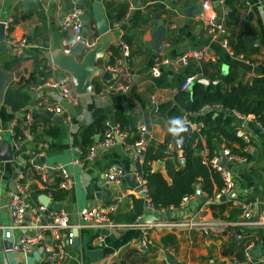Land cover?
<instances>
[{
  "label": "crops",
  "instance_id": "crops-1",
  "mask_svg": "<svg viewBox=\"0 0 264 264\" xmlns=\"http://www.w3.org/2000/svg\"><path fill=\"white\" fill-rule=\"evenodd\" d=\"M203 1H210L214 10V3H220L219 0H82L83 23L88 29V41L95 40L98 43L100 40L96 32L94 2L100 3L108 21L110 45L103 55H109L110 63L114 64L124 57L123 50L120 53L117 46L128 45L129 57L125 60L122 77L127 81L129 79L130 83L126 92L98 93L97 84L104 88L113 84L116 78L123 82L120 75L117 77L114 73H111V78L102 79L105 67L101 64L98 75L92 79L94 91L77 94L71 75L56 65H50L48 61L49 57L69 54L66 43L71 33L62 29V21L73 6L70 0H0V19H11L5 44L2 46L0 42V67H2L0 79L5 75H11V78L4 82V89L0 94V127L3 130L0 149L10 148L12 155L11 161L0 159V225L5 226L10 223L9 195L16 186L15 171L18 165L26 160L24 154L30 157L37 156L40 162L43 158L45 164L50 167L67 164L68 173L74 181L73 188L67 191L66 196L61 200H54L49 195L47 206L56 211L65 210L72 225L79 224L78 213L82 209L105 205L121 194L123 198L116 213L127 211L131 207L130 197H137L131 194L132 186L127 180V176L131 173V152L125 149L123 143L117 141L109 148L98 150L92 160L79 167L68 164L76 156L73 147H81L87 135L93 139V143L101 140L110 126L118 125L115 123V115L127 119L129 131L136 130L138 134L140 126H147V119L148 140L162 142L168 126L164 118L156 113L155 104L173 99L180 86L176 75L185 67L192 64L194 69L200 67L199 62H192L179 70L171 65L186 51L207 49L214 56L215 61L205 63L217 64L219 69L221 68L220 76L223 77L229 73L231 67L238 72L239 77L244 76L248 79L264 76L262 6L264 0H223V3H220V19L228 28L229 40L235 41L234 38L239 34L243 36L245 44L239 47L242 49L240 52L244 55L246 53L247 58L244 60L229 55L218 42L209 39L202 18L203 10L201 15H196L198 5ZM129 3L133 5L131 10H128ZM160 4L164 5L160 15L166 34L162 40V49L156 52L152 48V33L158 23L153 17L146 15L149 12H157ZM123 5L126 7V14L122 19L117 20V14ZM190 7H195V10L186 15L184 11ZM7 39L24 40L25 45L15 51ZM165 59L169 64L163 66L161 62ZM157 64L161 66V86H157L155 81L160 77H153L150 73V69ZM109 65L111 64L108 63L106 66ZM48 66L51 69H47ZM48 78H67L72 92L77 95L76 102L61 100L56 89L37 88ZM199 78L195 77L188 90L194 82H198ZM9 88L22 95L23 105L19 110H13L4 102L5 92ZM32 93L35 96L31 95ZM40 101L58 104L63 108L62 113L55 114L61 118L60 125L47 117L43 113L46 110L42 108L31 111L32 106ZM28 114L31 115L32 122H35L37 133L31 134L25 129L23 137L18 136L22 139L21 147L18 151H14L15 138L10 131L11 125L16 126L19 122L27 124L25 117ZM234 119L235 128L244 130L251 138L249 162L247 165L234 167L236 198L243 203L251 202L257 213H264V130H261L252 115H249L247 121L242 124ZM190 126L193 132L195 129L199 130L201 125ZM124 132L128 135V131L124 130ZM88 145L83 146L84 152ZM169 150L181 152L176 149L175 142ZM110 167H118L125 172V176L118 183H106L104 174ZM151 168L166 176L164 159L153 161ZM202 196L205 198L204 203L191 215L195 216L197 222L203 223L202 227L205 231L208 230L206 233L201 227H194L192 231L155 229L148 232L150 242L146 243L142 241V232L138 226L107 230L81 225L77 227V242L75 245L72 242L66 248L68 257L64 264H242L243 261L240 262L233 255H223V251L234 244L232 234L240 240L245 238L250 228L231 226L229 231H223L222 222L212 218V212L208 208V198L204 194ZM232 207L240 209L235 205ZM186 209H189V202L183 203L180 209L171 211ZM3 211L7 215V223L2 222ZM239 216L240 213L234 220H239ZM260 229L264 231V228L258 230ZM256 231L248 233L247 236L258 239L257 242L253 241V256L259 264H264V243L259 235L255 234ZM15 232L13 240L17 243L21 231ZM167 232H172L178 238L177 249L157 245ZM97 235L101 237L99 242L95 241ZM2 238L0 231V264H5ZM151 243L157 245L154 250L149 249ZM34 252H36L35 247H32L28 254L16 253L15 260L19 264H27L26 259L32 258ZM40 258L41 255L31 264H45Z\"/></svg>",
  "mask_w": 264,
  "mask_h": 264
},
{
  "label": "built area",
  "instance_id": "built-area-1",
  "mask_svg": "<svg viewBox=\"0 0 264 264\" xmlns=\"http://www.w3.org/2000/svg\"><path fill=\"white\" fill-rule=\"evenodd\" d=\"M72 3V8L68 13L65 14V17L62 21V29L70 31L71 36L66 43L68 48L67 52L73 47H75L82 39V33L84 28L83 23V14L84 11L81 7L82 0H70ZM222 4L223 0H219ZM219 3V4H220ZM203 10V21L206 28V34L211 41L218 42L220 46L227 50L229 55L235 56L237 59L244 60L246 59L243 54H235L234 50L229 44V33L228 28L225 25L224 21L220 19L214 10L212 3L210 1H203L201 3ZM263 13H264V4ZM133 5L129 3L128 10H131ZM0 23L4 25V35L7 37L8 28L11 23V19L4 20L0 19ZM11 47L15 51H18L22 46L25 45L24 40L14 41L7 39ZM97 41L86 40L85 49L88 51L91 49ZM168 44H166L167 46ZM123 59L118 62L106 66L104 70L109 71V73H114L117 77L120 75L123 82L116 78L115 82L106 87H101V90L98 92L100 94H108L113 92H126L129 88L130 80H125L122 77L124 67L126 65V58L129 57L128 46L123 44ZM215 61L214 56L210 54L207 49H190L186 51L181 57L175 60L171 65L179 70L181 67L187 66L192 62H210ZM168 60H163L161 65H168ZM161 66L159 64L154 65L150 69V73L153 77L161 76ZM195 80L194 76H188L184 83L181 85V89H188L193 81ZM53 88L58 91L61 100H66L69 103H75L77 95L72 92L71 84L67 78H48L37 86V88ZM157 107V103L155 104ZM42 108L46 111L52 112L54 114H60L63 112V108L58 104H50L47 101L37 102L32 109ZM218 108V107H217ZM231 115L236 118L241 124L246 122L248 116L241 115L238 112L231 111ZM25 121L29 124L32 121L30 114L26 115ZM186 123L192 125L191 122L186 121ZM258 125V123H257ZM14 124L11 125L10 131L12 134ZM196 130V129H195ZM147 129L145 126L139 127L140 139L135 142L133 145L126 144L125 139L128 136L126 132L121 131L118 125H112L110 128L104 132L102 139L97 143H94L87 147L86 152L82 150L81 147L74 146V156L68 164L76 165L83 167L85 162L92 160L95 154L100 149H106L114 145L117 141L125 145V149L131 152L132 155V166H131V176L134 180V186L130 189L131 194L145 198L147 201L146 212L147 213H164L169 210H158L154 209L148 203L147 197V188L145 186V180L141 176L139 171L138 163L142 162L141 153L145 150L146 140L144 139ZM3 130L0 127V141L2 139ZM236 135L242 140L244 146L241 150V153H232L229 149L223 148L218 155L213 156L209 160V165L213 168L220 176L222 181V186L218 192L213 196V198L208 199L209 203L212 202H226L231 205L240 207L241 214L239 220L236 221H224L218 218L216 220L221 221L222 227L225 231L227 227L237 226L243 228H250L252 233L254 230L259 228H264V213H257L253 208L251 202L243 203L236 198V196L229 197L232 192H235L236 181L234 175V167L247 165L249 162V154L251 150V138L242 129H237ZM22 139L20 137L13 139V148L14 151H18L21 147ZM139 149V153L135 150ZM183 159L180 158V161ZM223 160L225 163H223ZM15 171L16 175V186L15 189L9 195V204L8 212L10 216V223L3 226L0 225V231L2 232V237L6 239H14V232L19 230L21 234L18 237L17 243L13 240V250L15 253H24L28 254V251L32 247H35L36 252L41 254L42 261L45 264H64L65 260L68 257V252L66 250L68 245H71L73 242L74 234L72 230L75 227L81 225H88L94 228L109 229L115 230L117 228L138 226L142 232V241L148 242L149 236L148 232L155 229H185L192 231L194 227H201L206 233L205 229L202 227L203 223L196 221L195 216L187 215L182 218H164L157 220L149 224H139L138 220L141 218L138 217V220L134 224H117L114 223L111 219V215L116 213L119 209L120 201L123 198V195H119L116 199L105 205H97L93 207H87L82 209L79 213V224H71L67 212L65 210H52L47 204H41L38 199L37 202H33L31 199V192L35 185L40 189L44 187V184L52 183V175L54 173L60 177V182L58 183L59 187L65 192L71 190L74 185V181L70 177L67 164H59L56 167H50L45 164V162H40L37 156L30 157L25 161H22ZM31 170L34 172L36 177H29L28 171ZM1 173V166H0ZM125 176V172L118 167H110L104 174V178L107 184L118 183ZM44 195V194H40ZM39 195V196H40ZM49 197V194H45ZM195 197V196H192ZM192 197H184L182 200L183 203L189 201ZM182 207V206H181ZM173 210V209H171ZM170 210V211H171ZM27 217V218H26ZM2 238V239H3ZM95 241H101L100 236H95ZM254 243H248L243 250L244 260L242 264H259L255 261L253 256Z\"/></svg>",
  "mask_w": 264,
  "mask_h": 264
},
{
  "label": "trees",
  "instance_id": "trees-1",
  "mask_svg": "<svg viewBox=\"0 0 264 264\" xmlns=\"http://www.w3.org/2000/svg\"><path fill=\"white\" fill-rule=\"evenodd\" d=\"M125 14L126 7L123 5L117 14V20L122 19ZM234 39L235 41L229 40L230 46L237 54H243V52H240L242 49L239 47L245 44L242 34ZM245 55L244 57L247 58ZM192 65L185 67L176 75L180 84L176 94L173 99L159 103L156 107V113L164 118L168 129L170 127L169 121L174 118H181L192 124H200V129L191 132L181 152L176 150L170 152L169 147L173 145L175 136L168 130L162 142L148 140L145 150L141 153L142 162L138 163L141 176L145 180L148 203L158 210L180 209L183 198L195 196L197 190H201L202 194L208 199L213 198L221 188L222 181L219 174L209 165V160L218 155L223 148L229 149L232 153H241L244 144L236 135L237 128H235L236 121L234 117L231 114L215 112L214 108L235 111L245 116L252 115L261 130H264V76H254L248 79L244 76L239 77L238 72L231 67L229 73L221 82L213 85L194 82L190 90H188L189 88L182 90L181 85L187 76H194L196 79L202 76L209 80H216L220 76L221 68L219 69V66L215 63L201 62L198 69L192 68ZM155 81L157 86L162 85L161 77ZM100 90L101 87L97 84L96 91L99 92ZM4 102L16 111L23 105V98L22 95H18L9 88L5 92ZM206 109L208 111L203 112ZM115 123L119 125L121 131H128V136L125 139L126 144L133 145L140 139V135L136 130L129 131L127 119L115 115ZM25 129H28L31 134L37 133L34 121L29 125L19 122L13 128L14 138L23 137ZM81 144V148L84 149V145L94 143L93 139L87 135ZM20 151L22 152V149ZM23 157L28 159L30 155L24 154ZM250 157L251 155H249ZM180 158L183 159V163H181ZM163 159L165 160L166 176L159 171H153L151 168L153 161ZM28 174L29 177H36L31 170L28 171ZM52 179V183L44 184L42 189L37 185L34 186L31 192L33 202H37L40 194H49L54 200H61L66 196V192L58 185L60 177L54 173ZM130 199L131 207L127 211L117 212L110 216L114 223H136L138 217L146 212L147 201L145 198L131 196ZM208 208L212 212V217L228 222L235 221L237 215L241 214L240 209L232 207L230 203L226 202H212L208 204ZM229 229L230 227H227L225 232ZM248 233H252V231L249 230ZM255 234L259 235L264 243V231L262 232L260 229ZM247 235H245V238L237 240L235 235L232 234L234 244L226 247L223 255H233L240 262L243 261L244 247L248 243L257 242L258 240ZM178 243L179 240L175 234L167 232L160 238L157 245L177 249ZM157 245L151 243L149 249L154 250Z\"/></svg>",
  "mask_w": 264,
  "mask_h": 264
},
{
  "label": "water",
  "instance_id": "water-1",
  "mask_svg": "<svg viewBox=\"0 0 264 264\" xmlns=\"http://www.w3.org/2000/svg\"><path fill=\"white\" fill-rule=\"evenodd\" d=\"M215 11L217 15L220 17L221 15V6L218 2L214 3ZM195 7H190L189 9H186L185 14L187 15L188 12L194 11ZM93 9H94V14H95V23H96V32L98 36L100 37V40L98 43H96L91 49L86 51L85 49V43L86 40L88 39V29L85 26L84 23V28H83V33H82V39L81 41L70 50V53L67 55H59L58 57L51 58L49 57L48 61L50 65H56L59 69L66 71L69 73L72 77V82L75 88V92L77 94H87V93H92L94 91L93 88V77L97 76L99 73V66L102 64V67H106V65L109 63L110 64V57L108 54L103 55L109 45H110V38H109V33H110V26L108 24V21L106 17L104 16L100 3L94 2L93 3ZM164 9V5L160 4L158 6V11L157 12H149L146 17H153L157 21V26L155 31H153V41H152V48L154 51L158 52L162 49V40L165 37L166 34V29L165 26L163 25V22L161 21V15L160 11ZM202 14V6L201 3L198 5L197 8V14L196 15H201ZM0 42L1 45L3 46L5 44V35H4V25L3 23H0ZM257 43V42H255ZM255 43H252L255 45ZM118 51L120 53L123 50L122 45L117 46ZM2 67H0V70ZM47 69H51L49 66ZM1 75V74H0ZM112 74L109 73V71L104 70L102 72V79H109L111 78ZM9 78H11V75H5L0 79V94L2 93V90L4 89V85ZM224 77L220 76L216 80H209L208 78H202L200 77L197 81L200 83H203L204 85L208 84H216L218 82H221ZM35 96L33 93L31 94ZM126 107V105H125ZM215 112H222L225 114H231V111H227L222 108H214L213 109ZM208 111L207 109L204 110L203 112ZM43 113L53 119L55 123L60 125L61 118L57 115H55L52 112L49 111H43ZM146 129L147 133L144 136V139L147 141L149 139V132H148V121L146 119ZM186 131L180 133L179 135H176L174 138V142L176 144V149L179 151H182L185 141L187 137L191 134V126L190 124L186 123L185 124ZM137 153H139V149L135 150ZM34 155V154H33ZM0 159L2 161H11L12 160V155L10 153V148L8 149L7 147H3L0 149ZM41 162H45L44 159H41ZM184 161L182 160L181 163ZM223 163L225 161L223 160ZM16 175V173L14 174ZM127 180L129 181L131 186H134V181L132 180V176L129 174L127 176ZM97 196V195H96ZM195 199L189 200V209L186 210H179V211H166L164 213H147L141 216V218L138 220L139 224H149L152 222H155L160 219L164 218H179V217H184L192 212H194L196 209H199L201 205L204 203L205 198L202 196L201 190H197L195 194ZM236 193L232 192L229 197H235ZM38 201L45 205L49 201V197L46 195H40L38 197ZM27 218V217H26ZM73 245L77 242V234H78V229L75 227L73 229ZM18 244V243H17ZM2 246L3 249L5 250L4 252V259H5V264H19L15 260V252L11 250L13 248V239H2ZM259 247L257 248V250ZM38 252L33 253V257L27 258L26 263L31 264L34 259L39 258ZM174 264H179V263H174Z\"/></svg>",
  "mask_w": 264,
  "mask_h": 264
},
{
  "label": "clouds",
  "instance_id": "clouds-1",
  "mask_svg": "<svg viewBox=\"0 0 264 264\" xmlns=\"http://www.w3.org/2000/svg\"><path fill=\"white\" fill-rule=\"evenodd\" d=\"M170 127L168 131L174 136L179 135L182 132L186 131V121L181 118H174L169 121Z\"/></svg>",
  "mask_w": 264,
  "mask_h": 264
},
{
  "label": "rangeland",
  "instance_id": "rangeland-1",
  "mask_svg": "<svg viewBox=\"0 0 264 264\" xmlns=\"http://www.w3.org/2000/svg\"><path fill=\"white\" fill-rule=\"evenodd\" d=\"M2 222H4V223L8 222V218H7L5 211L2 212ZM15 234H17V232H15ZM0 261H1V259H0Z\"/></svg>",
  "mask_w": 264,
  "mask_h": 264
}]
</instances>
